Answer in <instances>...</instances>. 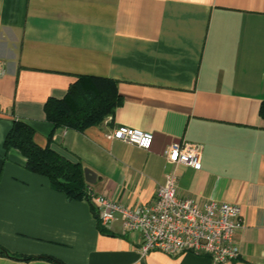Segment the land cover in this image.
<instances>
[{"label":"crops","instance_id":"crops-1","mask_svg":"<svg viewBox=\"0 0 264 264\" xmlns=\"http://www.w3.org/2000/svg\"><path fill=\"white\" fill-rule=\"evenodd\" d=\"M0 62V264H214L141 257L119 218L101 233L86 200L4 150L14 120L127 208L152 203L169 173L179 198L238 205L240 254L223 264H264V0H0ZM78 75L112 79L122 103L81 132L54 130L44 104ZM119 126L152 133L150 149L107 139ZM176 142L202 146L200 170L166 161Z\"/></svg>","mask_w":264,"mask_h":264},{"label":"built area","instance_id":"built-area-1","mask_svg":"<svg viewBox=\"0 0 264 264\" xmlns=\"http://www.w3.org/2000/svg\"><path fill=\"white\" fill-rule=\"evenodd\" d=\"M4 72L0 62V75ZM106 138L146 151L153 141L152 133L126 126L112 129ZM201 151L199 144L176 142L165 149L164 156L171 165L181 164L198 171L201 168ZM176 186L175 174H167L163 184L157 188L153 202L133 209L94 192L88 183L85 193L102 227H108L119 218L123 233L140 234L138 252L141 257L151 251H159L168 256L182 253L205 256L214 264L238 259L240 251L234 237L242 227L239 206L179 198Z\"/></svg>","mask_w":264,"mask_h":264},{"label":"trees","instance_id":"trees-1","mask_svg":"<svg viewBox=\"0 0 264 264\" xmlns=\"http://www.w3.org/2000/svg\"><path fill=\"white\" fill-rule=\"evenodd\" d=\"M121 103L117 84L112 79L78 75L66 94L61 99L48 98L43 110L46 121L52 124L54 130L71 129L81 132L112 116ZM259 114L264 119V101ZM3 147L5 151H18L24 159V168L46 178L54 190L65 194L69 199L87 201V183L80 162H73L60 155L49 144L44 147L36 144L34 129L29 124L14 120ZM96 222L98 230L105 234V229L97 220Z\"/></svg>","mask_w":264,"mask_h":264},{"label":"water","instance_id":"water-1","mask_svg":"<svg viewBox=\"0 0 264 264\" xmlns=\"http://www.w3.org/2000/svg\"><path fill=\"white\" fill-rule=\"evenodd\" d=\"M83 174H84V180L88 184H94L96 181V174L93 173L91 170L85 168L83 169Z\"/></svg>","mask_w":264,"mask_h":264}]
</instances>
